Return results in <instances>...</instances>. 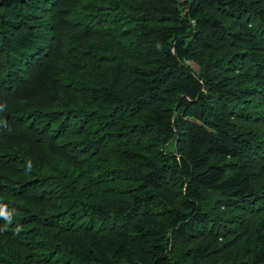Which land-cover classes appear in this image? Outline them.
<instances>
[{
  "label": "trees",
  "instance_id": "1",
  "mask_svg": "<svg viewBox=\"0 0 264 264\" xmlns=\"http://www.w3.org/2000/svg\"><path fill=\"white\" fill-rule=\"evenodd\" d=\"M0 209V264H264V0H0Z\"/></svg>",
  "mask_w": 264,
  "mask_h": 264
},
{
  "label": "clouds",
  "instance_id": "2",
  "mask_svg": "<svg viewBox=\"0 0 264 264\" xmlns=\"http://www.w3.org/2000/svg\"><path fill=\"white\" fill-rule=\"evenodd\" d=\"M12 213L8 212L4 209H0V217H3L5 220H7L9 223L12 221Z\"/></svg>",
  "mask_w": 264,
  "mask_h": 264
},
{
  "label": "rangeland",
  "instance_id": "3",
  "mask_svg": "<svg viewBox=\"0 0 264 264\" xmlns=\"http://www.w3.org/2000/svg\"><path fill=\"white\" fill-rule=\"evenodd\" d=\"M192 67L196 70H198V67L195 64H192Z\"/></svg>",
  "mask_w": 264,
  "mask_h": 264
}]
</instances>
